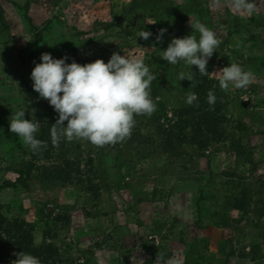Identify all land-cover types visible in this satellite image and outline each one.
<instances>
[{
	"label": "rangeland",
	"instance_id": "1",
	"mask_svg": "<svg viewBox=\"0 0 264 264\" xmlns=\"http://www.w3.org/2000/svg\"><path fill=\"white\" fill-rule=\"evenodd\" d=\"M254 3L248 16L229 0H0V183L13 185L0 189V213L8 225H30L41 264H163L161 255L264 264V0ZM196 21L218 47L210 74L192 66V81H179L189 66L167 64L160 51ZM143 29L147 40L137 37ZM46 52L81 65L113 52L142 59L156 76V110L135 116L131 135L114 145L53 146L57 113L29 78ZM231 63L254 73L248 87L219 88L215 72ZM21 109L40 123L35 135L48 146L39 153L8 131ZM15 236L2 239L12 246Z\"/></svg>",
	"mask_w": 264,
	"mask_h": 264
},
{
	"label": "clouds",
	"instance_id": "2",
	"mask_svg": "<svg viewBox=\"0 0 264 264\" xmlns=\"http://www.w3.org/2000/svg\"><path fill=\"white\" fill-rule=\"evenodd\" d=\"M231 8L251 16L257 8L254 0H229ZM191 33L183 37H173L167 47L160 51L161 60L169 65L183 62L189 66L188 72L178 73V79L192 81L195 75L210 74L207 71L208 60L216 52L218 39L213 30L196 21L190 24ZM166 29H160L156 35L159 42ZM198 34V35H197ZM152 33L141 30L140 39L147 40ZM69 58L57 59L51 53H42L39 63L34 62L30 72L32 89L40 99H44L57 113L58 118L50 126V142L58 147L61 142L84 140L97 147L114 145L131 135L135 126V116H150L156 110L151 98V82L156 79L149 67L139 58H127L113 52L105 63L102 59L83 65L75 62L66 63ZM2 65V63H0ZM220 89H240L248 87L254 73L245 70L238 63H231L218 72ZM214 74V73H211ZM217 97L212 89L207 92L206 102L211 106ZM197 101L196 94L189 93L186 103ZM25 109L15 112L8 123V131L15 134L32 152L39 153L46 149L47 142L38 139L36 133L40 123L32 117L25 119ZM66 122V124H65ZM12 264H41L38 257L18 252ZM163 264H179L175 258L164 260Z\"/></svg>",
	"mask_w": 264,
	"mask_h": 264
},
{
	"label": "trees",
	"instance_id": "3",
	"mask_svg": "<svg viewBox=\"0 0 264 264\" xmlns=\"http://www.w3.org/2000/svg\"><path fill=\"white\" fill-rule=\"evenodd\" d=\"M11 186H13L12 183L8 181L0 183V189ZM20 224L27 226L25 222H20ZM22 225H18L16 222H14L12 226L8 225L0 213V261L16 256L15 254L20 251L30 254H37L40 252V249L36 248L32 243V228L30 225H28L29 228L26 229ZM11 231H14L16 235L13 238V242L11 243L12 246H10L8 241H4L2 239L3 234L9 233Z\"/></svg>",
	"mask_w": 264,
	"mask_h": 264
}]
</instances>
